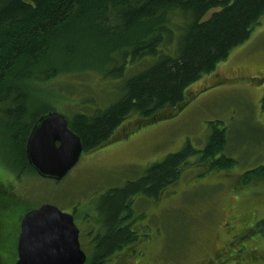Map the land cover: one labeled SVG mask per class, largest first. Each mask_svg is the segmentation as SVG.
I'll return each mask as SVG.
<instances>
[{"label":"rangeland","instance_id":"374dc122","mask_svg":"<svg viewBox=\"0 0 264 264\" xmlns=\"http://www.w3.org/2000/svg\"><path fill=\"white\" fill-rule=\"evenodd\" d=\"M184 20V14L175 11L171 25L176 38ZM170 47L174 53L175 40ZM147 63L129 66L122 78L75 66L78 70L35 82L32 104L37 100L44 111L65 115L105 107L121 95L123 79ZM263 95L264 15L244 43L188 87L183 108L151 122L132 115L134 119L119 126L116 139L83 150L61 179L19 168L2 141L0 122V181L6 184L0 190V264H15L22 217L44 203L67 212L78 207L75 221L85 230L88 261L94 252L91 240L101 223L97 205L102 194L135 180L149 164L187 143L201 149L218 120L222 123L217 127H226L225 153L235 159L234 165L212 170L194 163L197 155H191L180 177L160 198L136 202L137 210L147 212L142 220L153 226L154 236L148 239L142 228L139 239L106 264H264V233L257 224L264 219V178L241 182L244 172L264 164Z\"/></svg>","mask_w":264,"mask_h":264},{"label":"trees","instance_id":"16d2710c","mask_svg":"<svg viewBox=\"0 0 264 264\" xmlns=\"http://www.w3.org/2000/svg\"><path fill=\"white\" fill-rule=\"evenodd\" d=\"M175 11L185 16L178 38L171 25ZM263 15L264 0H0V122L8 153L19 168L36 171L27 157V139L50 110L38 107L37 100L32 104L35 82L82 68L122 78L129 66L148 61L122 80L121 95L107 106L66 114L84 150L94 149L116 139L119 126L132 115L151 122L183 108L188 87L244 43ZM218 123H212L201 149L187 143L149 164L135 180L102 194L97 209L105 231L93 240L94 252L85 264H106L139 239L131 224L124 225L126 210L131 217L128 198H160L191 155H197L194 163L212 170L234 165L225 153L226 127ZM256 177L264 178V164L244 172L241 182ZM257 224L264 233V219Z\"/></svg>","mask_w":264,"mask_h":264},{"label":"water","instance_id":"95a60500","mask_svg":"<svg viewBox=\"0 0 264 264\" xmlns=\"http://www.w3.org/2000/svg\"><path fill=\"white\" fill-rule=\"evenodd\" d=\"M83 143L57 110L42 114L32 127L26 144L30 164L46 177L63 178L79 161ZM80 229L73 213L44 203L22 218L15 264H84Z\"/></svg>","mask_w":264,"mask_h":264},{"label":"flooded vegetation","instance_id":"af4514ba","mask_svg":"<svg viewBox=\"0 0 264 264\" xmlns=\"http://www.w3.org/2000/svg\"><path fill=\"white\" fill-rule=\"evenodd\" d=\"M83 150H84V147H83ZM83 150H82V152H83ZM5 187H6V184L4 182H1L0 181V190H3L2 188H5ZM163 192H162V194H163ZM162 194H160V197L162 196ZM139 198H146L147 199L149 197L148 196H145L144 194H138V195H135V196H132V197L128 198V201L129 202L132 201L131 202V217L129 218V211L126 210L124 212V214H123V216H127V219L125 220L124 225L131 224V230L133 232H137L136 235H138V237L140 236L139 231L142 230V228H144L145 229V235H147V238L148 239H151L154 236V229H153V226L152 225H149L146 221L142 220L147 215V212H145V211L141 212V211L137 210L136 202H137V200ZM153 198H155V197H153ZM100 200H101V198H100ZM155 200H157V199L155 198ZM69 212L73 213L74 218L76 219V215L78 213V207L77 206H74V208H72ZM100 225H99V229H97L96 233L94 234V237L91 240V243H93V240L96 239V236L99 233H103L105 231L103 224L100 223ZM135 225H136V228H135ZM78 227L80 229L79 239H80L81 248L87 253V251H86V249L84 247L85 240H83V235L85 233L84 232L85 230H83L79 225H78ZM149 227L152 228V231L151 232L149 230ZM20 230H21V227H20ZM20 230H19V234H20ZM19 234H18V240H19ZM18 257H19V249H18V241H17V259H18ZM0 258H1V256H0ZM87 258H88V254H87ZM86 261H87V259H86ZM86 261H85V263H86Z\"/></svg>","mask_w":264,"mask_h":264}]
</instances>
